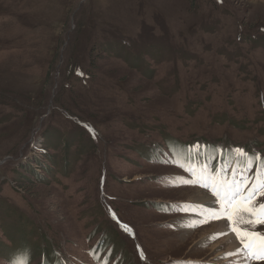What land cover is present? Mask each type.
Here are the masks:
<instances>
[{
    "label": "rangeland",
    "instance_id": "rangeland-1",
    "mask_svg": "<svg viewBox=\"0 0 264 264\" xmlns=\"http://www.w3.org/2000/svg\"><path fill=\"white\" fill-rule=\"evenodd\" d=\"M259 160L264 0H0V264H249Z\"/></svg>",
    "mask_w": 264,
    "mask_h": 264
},
{
    "label": "snow or ice",
    "instance_id": "snow-or-ice-1",
    "mask_svg": "<svg viewBox=\"0 0 264 264\" xmlns=\"http://www.w3.org/2000/svg\"><path fill=\"white\" fill-rule=\"evenodd\" d=\"M237 152L240 156L245 155L240 149ZM248 184L249 178L245 176L231 182L224 179L219 185L215 181L206 184L201 178L200 186L211 187L222 205L220 211L210 209L208 214L213 218H226L230 222L231 231L243 245L249 264H259L264 262V234L241 226L264 225V201L258 199L259 196H264V163L261 164V171L257 173L252 186L245 191ZM14 264L26 262L15 261Z\"/></svg>",
    "mask_w": 264,
    "mask_h": 264
},
{
    "label": "bare ground",
    "instance_id": "bare-ground-1",
    "mask_svg": "<svg viewBox=\"0 0 264 264\" xmlns=\"http://www.w3.org/2000/svg\"><path fill=\"white\" fill-rule=\"evenodd\" d=\"M198 193V192H197ZM200 196H202L200 199L199 197L197 198V201H203V203H210L211 198L207 195V193H203V192H199ZM204 199H207V201L203 200ZM221 204V203H220ZM219 204V205H220ZM208 205V204H206ZM210 206V205H208ZM215 209V208H214ZM217 211V209H215ZM200 211L197 212V209L195 211V216L196 218L199 219V216H200ZM219 227H218V231H220V233L223 235V243L221 246H225V247H228V250L232 253H236V251L238 252V254L240 255L241 254V250L239 249V244L237 243V241L234 239V236H233V233L231 234V231L229 232L230 229H228V225L223 222V221H220L219 222ZM243 251V250H242ZM235 258H238V257H235ZM235 260V259H233ZM240 260L241 262H243V255H240ZM247 262V261H246ZM246 264V263H245Z\"/></svg>",
    "mask_w": 264,
    "mask_h": 264
},
{
    "label": "trees",
    "instance_id": "trees-1",
    "mask_svg": "<svg viewBox=\"0 0 264 264\" xmlns=\"http://www.w3.org/2000/svg\"><path fill=\"white\" fill-rule=\"evenodd\" d=\"M55 103H56V102H55ZM57 103H58V101H57ZM57 103H56V104H57ZM58 104H59V103H58ZM52 136H53V133H52ZM50 144H51L50 146H52L53 143L51 142Z\"/></svg>",
    "mask_w": 264,
    "mask_h": 264
}]
</instances>
